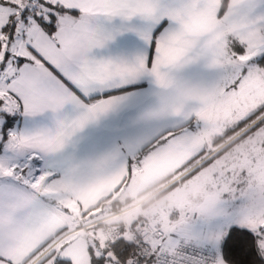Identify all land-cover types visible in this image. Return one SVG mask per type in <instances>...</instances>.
Instances as JSON below:
<instances>
[{"label":"snow or ice","instance_id":"obj_1","mask_svg":"<svg viewBox=\"0 0 264 264\" xmlns=\"http://www.w3.org/2000/svg\"><path fill=\"white\" fill-rule=\"evenodd\" d=\"M261 55L264 0H0V264L264 255Z\"/></svg>","mask_w":264,"mask_h":264},{"label":"trees","instance_id":"obj_2","mask_svg":"<svg viewBox=\"0 0 264 264\" xmlns=\"http://www.w3.org/2000/svg\"><path fill=\"white\" fill-rule=\"evenodd\" d=\"M256 62L264 65V55L257 57ZM106 243L108 246L103 249L104 253L113 252L121 264H126L127 260L134 254V246L125 238ZM220 253L226 264H264V255H261L257 249L255 235L243 226L233 225L228 228L221 240ZM105 254L100 257L92 254V264H106L107 257ZM54 264L73 263L69 258L57 256Z\"/></svg>","mask_w":264,"mask_h":264},{"label":"clouds","instance_id":"obj_3","mask_svg":"<svg viewBox=\"0 0 264 264\" xmlns=\"http://www.w3.org/2000/svg\"><path fill=\"white\" fill-rule=\"evenodd\" d=\"M133 203L137 206H143L145 210L149 213L157 207H164L163 202H155L148 192H142L133 197ZM118 227V225H105V231H108L112 228Z\"/></svg>","mask_w":264,"mask_h":264},{"label":"built area","instance_id":"obj_4","mask_svg":"<svg viewBox=\"0 0 264 264\" xmlns=\"http://www.w3.org/2000/svg\"><path fill=\"white\" fill-rule=\"evenodd\" d=\"M120 231L122 232L123 229H121ZM123 238L124 237L121 235L118 238H116L114 241H108V242H116V241L123 239ZM130 243H132V245L134 246V254L130 257V258H132V257H135L137 255L140 246L136 241H130ZM206 254H210L213 259H215L217 254L220 255L219 251L215 248H212V247H210V252H206Z\"/></svg>","mask_w":264,"mask_h":264},{"label":"crops","instance_id":"obj_5","mask_svg":"<svg viewBox=\"0 0 264 264\" xmlns=\"http://www.w3.org/2000/svg\"><path fill=\"white\" fill-rule=\"evenodd\" d=\"M233 225H239V224H231V225H227V226H224V225L222 224V225H221V231H223L224 234H225V232L228 230V228H229L230 226H233ZM239 226H241V225H239ZM223 236H224V235H223ZM221 240H222V238H221ZM221 240L219 241V243H218L217 245H215V246H210V247L220 249ZM69 259L71 260V258H69Z\"/></svg>","mask_w":264,"mask_h":264},{"label":"rangeland","instance_id":"obj_6","mask_svg":"<svg viewBox=\"0 0 264 264\" xmlns=\"http://www.w3.org/2000/svg\"><path fill=\"white\" fill-rule=\"evenodd\" d=\"M221 223V225H222V222H220ZM226 233V232H225ZM217 249V248H216ZM218 251H219V253H220V249H217ZM102 251V254H105L104 253V250H101ZM92 254L93 255H95V249H93V251L91 252V256H92ZM102 254L100 255V256H102ZM96 256V255H95ZM99 256V257H100ZM105 256H106V254H105ZM220 256H221V253H220ZM59 257H61V256H59ZM107 257V256H106ZM65 258H70V257H65ZM72 261V260H71ZM72 263H73V261H72ZM91 264H92V261H91ZM106 264H110V258L109 257H107V259H106Z\"/></svg>","mask_w":264,"mask_h":264}]
</instances>
